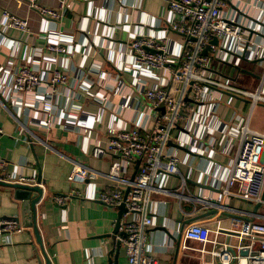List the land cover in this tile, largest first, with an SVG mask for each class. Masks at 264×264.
I'll list each match as a JSON object with an SVG mask.
<instances>
[{
    "label": "crops",
    "instance_id": "obj_1",
    "mask_svg": "<svg viewBox=\"0 0 264 264\" xmlns=\"http://www.w3.org/2000/svg\"><path fill=\"white\" fill-rule=\"evenodd\" d=\"M67 1L70 9L52 19L41 17L27 0H0V176H31L42 186L35 204L37 236L25 226L23 201L14 188L0 185V216L15 217L24 227L9 242L0 237V264H126L124 247L113 235L118 208L95 198L111 186L106 177L110 130L149 126L162 107L148 108L144 89L168 78L165 68L138 66L130 42L139 35L165 37L170 53L182 51L181 35L168 27L172 14L166 0ZM36 3L56 8L59 0ZM222 11L243 26L245 38L255 30L251 40L264 46V0H231ZM4 12L24 19L28 30L5 28ZM52 43L67 51L50 52ZM255 46L238 65L212 60L208 75L254 91L264 78L263 68L249 60ZM22 65L42 76L31 91L14 89V75ZM54 69L67 77L65 85L53 86L56 90L49 83ZM213 93L179 122L176 139L169 143L185 182L182 186L180 176L165 178V186L179 197L153 194L154 224L147 243L156 264H211V246L184 237L189 223L205 222L220 230L217 240L234 248L240 243L235 232L242 219L264 220V194L259 206L221 195L237 146L224 132L236 126L232 122L237 120L231 122L236 111L248 118L250 128L264 130V104L251 108L249 98ZM75 163L98 176L71 182ZM122 168L129 177L134 170L126 162ZM55 195L68 196L66 203L58 205Z\"/></svg>",
    "mask_w": 264,
    "mask_h": 264
},
{
    "label": "built area",
    "instance_id": "obj_2",
    "mask_svg": "<svg viewBox=\"0 0 264 264\" xmlns=\"http://www.w3.org/2000/svg\"><path fill=\"white\" fill-rule=\"evenodd\" d=\"M166 1L172 14L168 27L181 35L182 51L170 53L166 48L165 37L139 35L130 42L131 53L138 66L154 70L165 68L168 72V78L163 84L144 89L148 108L162 107V111L155 114L153 121L145 128L110 130L107 152L111 156V163L106 177L111 181V186L95 197L107 206L117 207L122 203L125 206L126 211L120 220L123 234L115 237L124 247L126 264H156L155 259L148 254L147 232L154 224L150 203L155 193L179 197L176 190L165 186V178L180 176L182 186L185 182L178 169V157L169 146L176 139L174 129L179 122L188 119L185 116L191 114L199 102L213 97V92L228 91L249 98L251 108L258 103L264 104V78H261L259 87L248 91L227 81L212 78L207 73L210 62L214 59L240 64L246 58L250 46L256 44L255 40H251L252 34L257 33L255 30H251L249 39L245 38L243 26L223 13L222 9L231 0ZM27 3L41 17L52 19L60 18L71 7L67 0H59L56 8L39 5L36 0H27ZM4 16L7 19L5 28L28 30L24 19L8 12H4ZM47 48L50 52L67 51L61 44L52 43ZM204 50L206 53H203ZM263 50L264 46H255L249 60L258 63L263 68L264 75ZM226 54H230V57L227 58ZM41 77L33 67L22 65L14 75V89L17 92L31 91L40 85ZM49 83L52 90H56L53 86L65 85L67 77L54 69ZM0 104L4 105L1 97ZM211 119L215 120L214 117ZM231 122L236 126H228L224 133L235 138L237 146L221 195L260 202L264 188V130L250 128L248 118L243 119L237 111ZM136 161H139L138 167L131 180L127 174L129 170L124 171L122 164L126 162L129 169H134ZM0 167L4 168L1 161ZM2 175L1 181L42 187L31 176H15L14 173ZM97 176L96 172L85 165L75 163L68 179L84 183ZM67 197L55 195L53 200L58 205H64ZM23 229L17 218L0 216V237L5 242H9L10 235ZM219 232L220 230H212L205 222H193L184 228L183 235L200 242L204 248L206 245L211 246L207 249L214 258L211 264H264V220L242 219L235 232L240 240L233 248L235 253L230 251L232 247L229 242L217 240ZM202 250L204 251L203 247ZM241 250H246L247 253L241 254Z\"/></svg>",
    "mask_w": 264,
    "mask_h": 264
},
{
    "label": "water",
    "instance_id": "obj_3",
    "mask_svg": "<svg viewBox=\"0 0 264 264\" xmlns=\"http://www.w3.org/2000/svg\"><path fill=\"white\" fill-rule=\"evenodd\" d=\"M214 42H216V39L214 40ZM203 53H206V50L203 51ZM138 163L139 161H136L135 166H134V170L130 176V179L132 180L137 167H138ZM0 185H4V186H9L14 188L15 191V196L16 198L20 199L23 201V211L24 214L26 215V219L27 222L25 224V226L27 227H33V230L36 232L37 236H38V232H37V228L36 225L34 223V216H35V204L40 200L41 195H42V188L38 185H27V184H21V183H17V182H6V181H1L0 180ZM264 189V188H263ZM264 194V190L262 192V195ZM260 202L256 203V206H259ZM118 208V215L115 221V226H114V230H113V235L114 237L118 234H123V231L120 230V220L122 217V214L126 211L124 204H120L117 206ZM116 244H120L119 242H116ZM232 253H235V249H231L230 250ZM241 254H246L247 251L246 250H241L239 251Z\"/></svg>",
    "mask_w": 264,
    "mask_h": 264
}]
</instances>
